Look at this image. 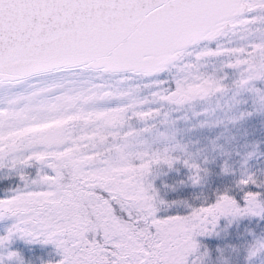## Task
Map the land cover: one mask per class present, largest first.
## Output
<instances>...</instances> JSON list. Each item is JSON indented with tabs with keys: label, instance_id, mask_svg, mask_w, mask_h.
<instances>
[{
	"label": "snow or ice",
	"instance_id": "snow-or-ice-1",
	"mask_svg": "<svg viewBox=\"0 0 264 264\" xmlns=\"http://www.w3.org/2000/svg\"><path fill=\"white\" fill-rule=\"evenodd\" d=\"M0 264H264V0H0Z\"/></svg>",
	"mask_w": 264,
	"mask_h": 264
},
{
	"label": "rangeland",
	"instance_id": "rangeland-1",
	"mask_svg": "<svg viewBox=\"0 0 264 264\" xmlns=\"http://www.w3.org/2000/svg\"><path fill=\"white\" fill-rule=\"evenodd\" d=\"M21 247H24L23 245H21ZM26 255H28V253L26 252L25 253ZM36 255L38 256L39 255V251L37 250V252H36Z\"/></svg>",
	"mask_w": 264,
	"mask_h": 264
}]
</instances>
